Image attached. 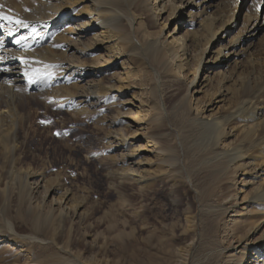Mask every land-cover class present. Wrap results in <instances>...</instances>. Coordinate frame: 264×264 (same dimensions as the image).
<instances>
[{
    "label": "rangeland",
    "instance_id": "374dc122",
    "mask_svg": "<svg viewBox=\"0 0 264 264\" xmlns=\"http://www.w3.org/2000/svg\"><path fill=\"white\" fill-rule=\"evenodd\" d=\"M42 1L47 4L41 3ZM52 1L0 0L4 4H0V12L4 15L8 12L7 16L12 20L18 19L25 24H33L39 18H46L51 12L47 7ZM226 2L223 15L214 26L221 27L226 19L233 17L229 29L219 31V41L213 45V49L228 44V40L237 32H244L246 28L250 30L252 24L262 23L263 27L254 40L251 53L238 58L224 73L239 72L241 69L248 73L252 65L255 75H262L264 0ZM70 3L73 4V1ZM128 3L130 12L139 21L136 34L142 43L146 42L148 37L151 40L167 38L168 32L173 28L179 33L191 27L197 29L195 24L190 27L187 25L189 17L186 15L178 21L169 18L168 5L165 14L154 16L151 10L144 13L137 2ZM89 4L90 2L80 1L74 5L79 9L88 10ZM125 7L123 12L128 16L130 13ZM205 35H208L207 31ZM202 44L203 42L191 43L188 46L193 55L189 61L191 67L195 66L197 52ZM130 45V42H126L123 46L124 54L128 55L125 61L121 60L124 70L110 68L99 76L101 82L97 83L98 87L106 84L116 86L117 77L120 78L122 72L127 74L126 81L122 79V98L103 86L98 89L100 95H97L98 101L93 105L94 113L82 115H74L72 110L63 104L71 93L78 90L68 87L69 90L66 91L63 84L58 83L59 76L65 72L58 71L57 64L61 61L79 62L80 65L84 62L89 64L93 60L101 61L102 58L96 56L98 52L86 54L81 57L83 60H79L78 55L60 46L50 47L51 51L33 46L28 50L26 56L28 55L30 69L33 73L37 72L34 74L35 82L27 88L16 87L12 90L15 94L14 110L16 108L17 111H13L15 117L12 116L11 121L6 118L2 120L0 206L8 203L12 215L18 200V184L16 186L14 183L13 187L5 188L7 181L10 184L14 180L17 181V176H22L27 169L31 172H42L44 180L54 182L57 187L70 188L85 198L91 214L84 227L72 225L70 239L73 242H70L69 247L81 255L80 257L92 256V264H205L203 257L213 242L221 241L224 245L230 243L228 238L231 231L226 220L232 210V202L247 198L251 194V186L245 182L249 174L246 169L233 171L232 166L218 167L210 163L211 149L199 141L197 131H194L185 118L175 117L177 111L187 116L196 112V95L203 101L207 97L203 93L193 95V88L186 90L183 80H180L182 73L176 66L177 58L166 54L164 63H158L156 57H153L155 54L148 53L147 55L151 56L149 64L156 69V74L139 55L135 56L136 52ZM247 60L248 65H245ZM225 69L224 66L221 71ZM68 74L69 72L65 76ZM111 77L115 79H110ZM127 84L129 87L125 86ZM214 86H217V83ZM186 94L193 95L191 102L189 99L187 103ZM132 95L140 102L145 120H151L142 132L153 136L158 143L155 147V151L159 152L157 159H154L155 170L149 173L151 181L144 187L139 186L132 178L112 177V173L120 168V164L115 160L116 151L111 149L110 132L119 129L120 125L118 123L112 127L108 121L112 117L117 118L120 112L132 115L134 108L128 103ZM126 133L129 134L130 129ZM139 144L140 142L134 141L128 148L131 150ZM221 144L227 148V143ZM138 157L153 158L152 154L149 156L148 153H139ZM33 195L36 201L42 198L40 190ZM220 203L229 208L227 213L217 218L212 215L210 208ZM246 206H239L243 207L241 214L252 217L256 207L250 204ZM16 222L20 225L18 220ZM212 225L214 229H211ZM25 227L21 225V228L26 229ZM87 240L93 245L85 243ZM11 251L1 247L0 257L7 256V260H10Z\"/></svg>",
    "mask_w": 264,
    "mask_h": 264
},
{
    "label": "bare ground",
    "instance_id": "6f19581e",
    "mask_svg": "<svg viewBox=\"0 0 264 264\" xmlns=\"http://www.w3.org/2000/svg\"><path fill=\"white\" fill-rule=\"evenodd\" d=\"M70 1L53 0L50 5L48 3L47 10L51 9V12L46 14V18H39L33 24H17L14 18L11 23L0 20L3 25L0 27V133L3 128L2 120L6 118L11 121L12 116L15 117L13 111H17L16 108L14 110L15 96L12 90L16 87L27 88L35 82L34 74L37 72L33 73L30 69L28 55L26 56L32 46L49 51L50 47L60 46L78 55L79 60L92 52H98L96 56L102 58L101 61L93 60L89 64L66 61L57 64L58 71L65 72L62 76L59 74L58 83L63 84L65 90L68 87L78 90L71 93L63 103L74 115L93 112V105L98 101V89L103 86L122 98V79L125 80L127 74L122 72L121 77H117L116 86L106 84L98 87L97 83L101 82L99 76L110 68L124 70L121 60L125 61L128 56L123 52L124 43L130 42V48L136 52L135 56L139 55L156 74V69L149 64L151 56L147 54H155L153 57H156L158 63H164V56L169 54L177 58L176 66L182 73L180 80H183L186 90L193 88V95L203 93L207 96L203 101L196 95V112L190 116L177 111L175 117L185 118L194 131H197L199 141L211 149L210 163L218 167L232 166L233 171L246 169L249 175L245 182L251 186V194L247 198L237 201L235 196L236 201L232 202V210L226 220L231 231L228 238L230 243L224 245L221 241L213 242L203 261L205 264H264V73L255 75L252 65L248 73H244L242 69L239 72L224 73L238 58L251 53L254 40L263 27L262 23L252 24L250 30L246 28L244 32H237L228 40V44L213 49V45L219 41V31H227L233 17L226 19L221 27L214 26L223 15L226 0H168L166 3L164 0H72L73 4ZM80 1L90 2V9L77 8L74 4ZM128 2H137L144 13L151 10L154 16L165 14L168 5L169 18L178 21L186 15L189 17L187 25L190 27L195 24L197 29L191 27L179 33L173 28L168 32L167 38L151 40L148 37L142 43L136 34L139 21L130 12ZM123 6L131 15H125ZM232 13L234 11L230 14ZM7 14L8 12L6 16ZM206 31L208 35H205ZM146 33H149L148 30ZM201 42L203 44L198 49L195 66L191 67L189 61L193 55L188 46ZM244 64L248 65V60ZM224 66L225 71H221ZM67 72L69 74L65 76ZM188 73L190 76H187ZM112 78L115 79H110ZM215 83L217 86H214ZM186 95L187 103L189 99L191 102L193 95ZM129 102L134 108L132 115L120 112L117 118L112 117L108 121L112 127L118 123L120 125L119 129L110 132L111 149L116 151L115 160L120 164L112 177L132 178L139 186L144 187L151 181L149 173L155 170L154 159L159 153L155 151V147L158 143L153 136L142 132L151 120H145L144 110L136 96L132 95ZM167 122H170L168 118ZM129 129L130 133L127 134ZM227 139L229 140L226 142ZM134 141L140 144L130 150L128 145H132ZM221 143H227V148ZM139 153H148L149 156L152 154L153 158H139ZM41 173L27 169L22 176H17V181L14 180L11 184L7 181L5 184V188L18 184L19 196L12 215L8 203L0 206V251L1 247L12 250L9 254L14 257L7 260V256L1 255L0 264H92V256L80 257L69 247L72 225L84 227L91 214L85 198L70 188L57 187L54 182L44 180ZM5 188L2 189L3 192ZM37 190L42 193V198L38 201L33 199ZM247 204L256 207L253 216L249 218L247 214H241L243 207L239 208L240 205L245 207ZM228 208L220 203L212 206L210 211L218 218L227 213ZM21 225L26 226V229L21 228ZM211 229H214L213 225ZM89 241L85 243L93 245ZM247 247L250 249H246Z\"/></svg>",
    "mask_w": 264,
    "mask_h": 264
},
{
    "label": "snow or ice",
    "instance_id": "6c2138e0",
    "mask_svg": "<svg viewBox=\"0 0 264 264\" xmlns=\"http://www.w3.org/2000/svg\"><path fill=\"white\" fill-rule=\"evenodd\" d=\"M0 20H7L9 23L12 22V18H11V17H8V16H6V15H4L3 13H0ZM16 23H17V24H23V21H19V20H17ZM0 27H3V25L0 24Z\"/></svg>",
    "mask_w": 264,
    "mask_h": 264
}]
</instances>
